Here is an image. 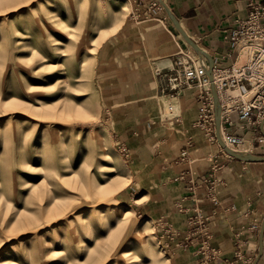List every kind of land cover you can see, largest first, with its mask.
<instances>
[{
	"label": "rangeland",
	"instance_id": "obj_1",
	"mask_svg": "<svg viewBox=\"0 0 264 264\" xmlns=\"http://www.w3.org/2000/svg\"><path fill=\"white\" fill-rule=\"evenodd\" d=\"M154 1L0 0V264H174L169 224L136 203L109 98L120 39L160 18Z\"/></svg>",
	"mask_w": 264,
	"mask_h": 264
},
{
	"label": "crops",
	"instance_id": "obj_2",
	"mask_svg": "<svg viewBox=\"0 0 264 264\" xmlns=\"http://www.w3.org/2000/svg\"><path fill=\"white\" fill-rule=\"evenodd\" d=\"M164 1L191 38L217 56L224 51L220 35L227 18L244 12L243 0ZM154 20L141 21L142 29H132L124 42L120 39L118 72L124 81L109 94L115 103L113 132L126 148L124 159L140 191L136 203L151 206L154 216L169 224L174 264H201L206 235L220 250L212 264L235 262L239 248L255 260L264 222V161L236 158L223 152L219 140L206 136L196 124L201 106L196 89L172 96L179 112L165 116L155 72L172 65L178 41L189 43L165 7ZM244 59L241 55L237 63ZM233 117L234 133L248 141L264 136V122L254 130L243 127L237 114ZM250 153L264 155V141ZM257 264H264V251Z\"/></svg>",
	"mask_w": 264,
	"mask_h": 264
},
{
	"label": "built area",
	"instance_id": "obj_3",
	"mask_svg": "<svg viewBox=\"0 0 264 264\" xmlns=\"http://www.w3.org/2000/svg\"><path fill=\"white\" fill-rule=\"evenodd\" d=\"M159 1L155 0L153 3L154 13L164 10L163 4L161 5ZM243 1L244 12L228 17V25L221 30L224 51L221 55H213L215 60L213 72L222 104L223 140L236 151L250 152L254 144L264 141V136L260 135L248 141L244 136L234 133L233 116L237 114L244 122L243 127L250 126L254 130H258L260 124L264 122V0ZM245 49L250 51L248 58L242 64H238L240 54ZM228 60L231 61L229 65H222L223 61ZM209 67L206 55L191 44L178 41L172 65L158 68L156 76L165 85L164 91L170 92L173 96L196 89V96L201 103L196 124L211 141L216 142L218 141L216 104L208 74ZM187 144L182 152L183 157L188 156L189 147L192 145L191 141ZM222 150L226 152L223 147ZM200 249L203 254L201 264H212L220 256L219 248L211 244L209 235L204 237ZM235 255L236 261H232L231 264L254 263L252 256L245 254L241 248Z\"/></svg>",
	"mask_w": 264,
	"mask_h": 264
},
{
	"label": "water",
	"instance_id": "obj_4",
	"mask_svg": "<svg viewBox=\"0 0 264 264\" xmlns=\"http://www.w3.org/2000/svg\"><path fill=\"white\" fill-rule=\"evenodd\" d=\"M161 3L163 4V6L166 8L169 17L171 18V20L173 21V23L175 24V26L177 27V29L182 33L183 37L185 38V40H187V42L189 44H191L196 50L200 51L201 53H203L204 55H206L209 59V63H210V67L208 69V74L210 76V80L212 82L211 86H212V91H213V95H214V100H215V104H216V133H217V138L221 144V146L226 150V152H228L230 155L239 158L241 160H246V161H264V155L262 154H254V153H250V152H246V151H236L232 148H230L225 141L223 140L222 137V133H221V112H222V104L220 101V96L216 87V83H215V77H214V65H215V60L213 55L208 52L207 50H205L203 47H201L196 41H194L191 36L188 34V32L182 27L180 21L178 20V18L176 17V15L172 12L171 8L168 6V4L164 1V0H160ZM262 128L264 130V125H262ZM264 251V222L262 225V229H261V235H260V249H259V253L258 256L256 257V259L254 260L253 264H257L259 258L262 256Z\"/></svg>",
	"mask_w": 264,
	"mask_h": 264
},
{
	"label": "bare ground",
	"instance_id": "obj_5",
	"mask_svg": "<svg viewBox=\"0 0 264 264\" xmlns=\"http://www.w3.org/2000/svg\"><path fill=\"white\" fill-rule=\"evenodd\" d=\"M116 4H119V3H116ZM69 28H70V27H69ZM69 30H70V29H69ZM249 53H250L249 49H245V50H243V51L241 52L240 57H241V55H242V56L245 55V59H246V58H247V55H248ZM240 57H239V58H240ZM41 105H42V103H41ZM116 163H117L119 166L123 164V159H122V157H121L120 155L116 157ZM110 193L114 194L115 191H110ZM115 214L117 215V217L120 218L121 222L128 223V222H130V221L133 219V217H134V215H135V210H134V208H132V207H126V208H124V210L122 211L121 214H119L118 212L115 213ZM120 216H121V217H120ZM56 253L58 254V253H61V252H56Z\"/></svg>",
	"mask_w": 264,
	"mask_h": 264
}]
</instances>
